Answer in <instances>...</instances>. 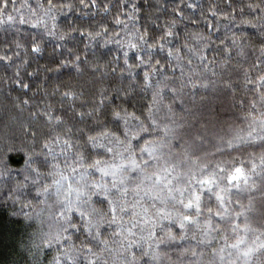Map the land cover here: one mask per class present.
Instances as JSON below:
<instances>
[{"label":"snow or ice","instance_id":"1","mask_svg":"<svg viewBox=\"0 0 264 264\" xmlns=\"http://www.w3.org/2000/svg\"><path fill=\"white\" fill-rule=\"evenodd\" d=\"M78 2L83 17L101 18L58 31L57 13L75 11L73 0H0V32L8 37L0 42V65L15 69L4 83L21 93L13 108L27 113L19 144L0 142V188L27 220L32 201L21 197L33 191L49 221L26 246L31 260L23 264H44L45 247L54 251L47 264H264V0L239 7L240 23L259 30L258 48L242 32L214 47L209 17L226 13L223 19L234 21L233 0L207 13L197 0H172V18L155 38L137 24L147 12L146 22L160 28L151 10L167 11V3ZM107 16L120 31L110 34ZM185 22L197 29L186 32L192 44L169 47ZM25 24L42 30L24 32ZM74 34L87 41L85 49L115 43L120 55L102 65L85 53L82 61L67 47ZM45 36L59 41L56 66H44L45 73L72 69L89 79L49 91L45 76L33 90L21 69L43 53ZM38 73L26 74L34 80ZM241 73L243 95L233 78ZM201 89L229 95L243 112L241 124L199 123V107L186 105ZM10 151L24 152L23 169L9 167ZM240 193H248L246 202Z\"/></svg>","mask_w":264,"mask_h":264},{"label":"trees","instance_id":"2","mask_svg":"<svg viewBox=\"0 0 264 264\" xmlns=\"http://www.w3.org/2000/svg\"><path fill=\"white\" fill-rule=\"evenodd\" d=\"M32 3H35V0H31ZM151 3L155 4V0H150ZM178 3L179 0H176ZM201 5L202 9L207 13L210 5H218L221 9L224 8L226 0H197ZM249 0H233L234 7L236 8V19L234 21L229 18L228 20L223 19V15L226 13H221L217 19L212 20L215 27L212 29V40L215 42L214 47L220 46L223 47L221 41L226 43L230 41V38L233 34H244L245 39L250 41L255 47H259V41L261 39L259 30L253 28L250 25H244L240 23L241 17L239 16V7L243 4H247ZM75 5V11L68 12L65 9L63 12L57 13L56 24L58 26V31L67 30L68 27L74 22L77 24H82L85 28L88 27L91 22L93 26L95 25L96 20L100 19V16L97 17H83L80 13V6L78 0H73ZM138 3L146 8L144 0H138ZM167 3V11L156 12L155 9H152L153 15H158L160 19L156 21L161 27L157 28L154 24H149L144 19V16L147 15V12L142 13L141 18L137 24V27L142 25H147L150 28V33L153 38L162 34V28L167 20L172 18L171 8L174 7L172 0H160V4L163 5ZM94 11V10H93ZM230 11V10H229ZM248 10L245 9V12ZM187 14V13H186ZM27 15V13H26ZM103 14H101L102 16ZM197 16H199V10L197 11ZM250 18V17H244ZM33 22H35L34 18ZM104 22L107 24L110 30V34L113 31H120V26H117L113 23L112 17L107 16L104 18ZM52 21H49L51 25ZM22 31L28 33H36L42 29H32L28 24L20 26ZM216 27L219 28V31H216ZM197 30L193 25L178 24L176 31L180 33L179 39H173L172 45L179 48L186 42L189 45L192 44V39L186 37V32ZM199 30L203 31L207 35L206 25L201 24ZM76 35V39H70L67 41V47L73 48L76 51L83 61L85 59V53H87V58L90 63L98 62L100 64H106L113 59V57L120 55L118 51V46L115 43H108L106 46L103 42L99 44L90 45L85 49L84 44L87 43L86 40H82ZM124 33L121 32L123 37ZM6 34L0 32V42L6 39ZM59 41L52 37H44L43 44V53L39 56L29 57V64L21 69V74L24 75L26 81L31 80L33 85V90L37 84L44 83V77L47 76V86L49 91H51L53 86H60L62 90L66 86L77 87V79H89V75L85 72L83 77H80L79 74L75 73L72 69H63L61 72H47L44 71V66L55 67L56 64L53 61L56 59L55 52H58L59 49L56 48V45ZM55 50V52H54ZM235 55V54H234ZM216 56L217 59H221V54L210 52L209 58ZM236 59H239L238 57ZM235 63V60L233 61ZM175 66V62H173ZM247 67V65H245ZM39 68V73L37 77L33 80L27 76V72H35ZM14 68L5 69L3 65H0V142H5L8 140H14L19 144L20 139L23 137L20 124L26 122L27 113L18 114L17 111L13 108L12 101L13 99L21 94L18 90H14L9 87V83H4V80L7 77H11L14 73ZM177 75H179V69H177ZM142 78V74H141ZM237 80V87L239 89L238 94H244V85H243V76L242 73L239 76L233 77ZM107 79V78H106ZM11 92V95H9ZM205 95L208 99L201 101L200 96ZM58 99V97L56 98ZM195 103L191 101L186 105V107L193 108L195 110L199 107L197 112L196 119L199 123H211L217 126L227 127L229 124L239 125L242 122L243 112L239 109V106L233 105V101L229 95H223L220 97H215L211 93V90L205 91L203 89L199 90L194 97ZM118 102L114 100V103ZM177 112H180L179 107ZM208 147L209 151H212L210 146ZM8 160L9 167L19 171L25 167V154L24 152H8L5 157ZM15 175V172L13 173ZM22 178V177H21ZM235 192V190H233ZM8 194L7 187L0 188V264H13V261H18L19 264H23V258H27L29 261L31 257L28 256L26 246L30 245L32 240L35 237H38L40 233L48 231V211L44 204H38L33 197L35 193L31 190H28L25 196L21 197V200L27 202L32 201L30 207L24 209L25 212H30L33 219H25L23 213L20 212V204L13 206L11 201L6 200ZM240 198L245 200L248 196V193H240ZM16 212L17 215H13V212ZM39 243V240L36 241ZM54 251L47 247L43 248L41 256L44 261V264H47V261L52 258Z\"/></svg>","mask_w":264,"mask_h":264}]
</instances>
